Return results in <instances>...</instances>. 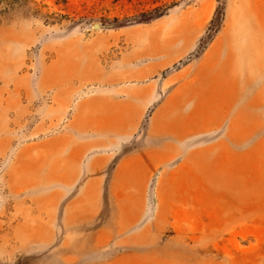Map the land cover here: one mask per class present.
I'll return each mask as SVG.
<instances>
[{
  "label": "rangeland",
  "instance_id": "1",
  "mask_svg": "<svg viewBox=\"0 0 264 264\" xmlns=\"http://www.w3.org/2000/svg\"><path fill=\"white\" fill-rule=\"evenodd\" d=\"M0 264H264V0H0Z\"/></svg>",
  "mask_w": 264,
  "mask_h": 264
},
{
  "label": "water",
  "instance_id": "2",
  "mask_svg": "<svg viewBox=\"0 0 264 264\" xmlns=\"http://www.w3.org/2000/svg\"><path fill=\"white\" fill-rule=\"evenodd\" d=\"M93 27H94V28H99L100 26H99V24L94 23V24H93Z\"/></svg>",
  "mask_w": 264,
  "mask_h": 264
}]
</instances>
